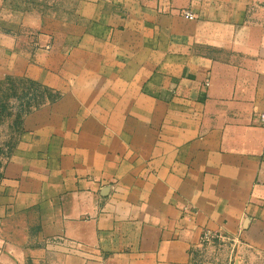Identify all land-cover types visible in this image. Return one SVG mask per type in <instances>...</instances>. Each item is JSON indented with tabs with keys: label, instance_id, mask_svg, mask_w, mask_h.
Returning <instances> with one entry per match:
<instances>
[{
	"label": "crops",
	"instance_id": "0c3cea01",
	"mask_svg": "<svg viewBox=\"0 0 264 264\" xmlns=\"http://www.w3.org/2000/svg\"><path fill=\"white\" fill-rule=\"evenodd\" d=\"M11 76L0 264H264V0H0Z\"/></svg>",
	"mask_w": 264,
	"mask_h": 264
},
{
	"label": "trees",
	"instance_id": "16d2710c",
	"mask_svg": "<svg viewBox=\"0 0 264 264\" xmlns=\"http://www.w3.org/2000/svg\"><path fill=\"white\" fill-rule=\"evenodd\" d=\"M6 86L0 87V124L7 118H11L10 127L13 129V136H11L10 140H3L0 142V154L3 151V147L8 149L9 155L14 141L15 136L18 133L21 125L22 115L25 111L24 104H29L30 100L33 98V92L35 90L41 89L38 94H34L36 97H41L40 94L46 93L48 99H54L58 96L57 92L52 96L50 92L52 91L47 86L41 85L40 83L30 80L25 77H21L19 83L26 84L28 87H24L22 90H18L16 87V81L12 77L5 78ZM2 166L3 164L0 161V179L2 177Z\"/></svg>",
	"mask_w": 264,
	"mask_h": 264
},
{
	"label": "rangeland",
	"instance_id": "374dc122",
	"mask_svg": "<svg viewBox=\"0 0 264 264\" xmlns=\"http://www.w3.org/2000/svg\"><path fill=\"white\" fill-rule=\"evenodd\" d=\"M39 0H35V2H38ZM17 83L15 84L18 90H22L24 87H28L26 84L19 83L20 77L18 76H11ZM6 82L5 79L0 82V87H5ZM41 89L35 90L33 93L39 95V91ZM55 91H51L50 94L53 96ZM34 96L30 100V103L24 104L25 109H30L34 106L39 105L40 103H43L44 101L48 100V97L46 96V93L40 94L41 97ZM11 118L5 119L0 124V142L3 140H10L11 136H13V129L9 126L11 123ZM8 149L6 147H3V151L0 154V161L3 164L4 161L7 159ZM202 233V232H201ZM221 235V233H220ZM201 241V240H200ZM203 245L200 247L198 252V263L197 264H225V261L229 260V258H233L235 254L236 247L233 246V241L225 240L223 237H215L209 242H203ZM233 244V245H231Z\"/></svg>",
	"mask_w": 264,
	"mask_h": 264
},
{
	"label": "built area",
	"instance_id": "2783aa9c",
	"mask_svg": "<svg viewBox=\"0 0 264 264\" xmlns=\"http://www.w3.org/2000/svg\"><path fill=\"white\" fill-rule=\"evenodd\" d=\"M181 14L187 18H193L194 14L190 12L189 10H182ZM257 120L261 123H264V111L260 112L257 116ZM221 236L219 232L211 231L210 229L204 228L202 230L200 240L201 242H209L215 237Z\"/></svg>",
	"mask_w": 264,
	"mask_h": 264
}]
</instances>
